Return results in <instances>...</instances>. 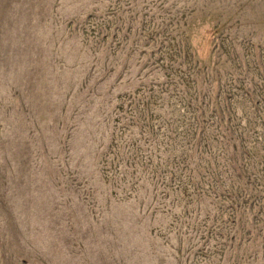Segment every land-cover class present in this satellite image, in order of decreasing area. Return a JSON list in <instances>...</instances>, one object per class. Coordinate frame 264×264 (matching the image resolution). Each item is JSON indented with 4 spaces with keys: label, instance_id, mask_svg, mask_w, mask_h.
I'll use <instances>...</instances> for the list:
<instances>
[{
    "label": "rangeland",
    "instance_id": "374dc122",
    "mask_svg": "<svg viewBox=\"0 0 264 264\" xmlns=\"http://www.w3.org/2000/svg\"><path fill=\"white\" fill-rule=\"evenodd\" d=\"M0 264H264V0H0Z\"/></svg>",
    "mask_w": 264,
    "mask_h": 264
}]
</instances>
